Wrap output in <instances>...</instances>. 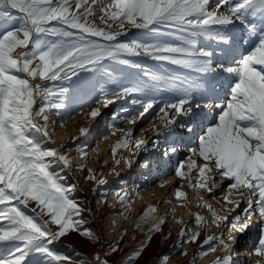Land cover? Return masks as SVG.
<instances>
[{
	"label": "snow or ice",
	"instance_id": "1",
	"mask_svg": "<svg viewBox=\"0 0 264 264\" xmlns=\"http://www.w3.org/2000/svg\"><path fill=\"white\" fill-rule=\"evenodd\" d=\"M132 29L140 35L132 37ZM141 55L192 69L198 77L165 78L142 69L144 78L121 86L103 63L140 69L127 57ZM97 86L102 99L84 114L86 119L95 121L103 109L129 97L141 109L135 115V108L123 109L125 115L113 113L129 125L112 128L113 136L119 133L110 145L116 165L149 168L152 162L141 163V153H158L159 161L177 153L185 137L192 145L175 167V178L186 181L197 206L210 213V219L192 214L197 227L215 226L217 232L205 236L187 264L210 254V264H264V0H0V264H71L69 256L52 250L54 242L70 232L99 240L91 230H81L84 209L71 198L77 185L66 186L64 177L50 170L54 163L72 167L65 145L44 144L53 140L62 110ZM163 91L179 95L172 102L157 100L155 94ZM154 107H159L155 121L142 130L151 135L137 137L136 126ZM90 131L82 126L71 139ZM87 148L79 149L81 157L88 156ZM119 149L128 155L117 158ZM92 151L99 152V146ZM112 171L121 185L126 183ZM85 179L105 189L109 183L90 167ZM172 183L162 180L160 187ZM201 192L216 199L220 209ZM109 194L121 202L129 199L121 190L102 196ZM174 196L187 199L180 188ZM29 208L32 214L25 211ZM156 211L149 205L141 219ZM164 222L157 217L149 231H160ZM253 232L255 242L249 245ZM179 235L187 240L174 247L196 242L201 231L182 227ZM142 248L124 264L139 257ZM94 259L110 264L100 254Z\"/></svg>",
	"mask_w": 264,
	"mask_h": 264
},
{
	"label": "rangeland",
	"instance_id": "2",
	"mask_svg": "<svg viewBox=\"0 0 264 264\" xmlns=\"http://www.w3.org/2000/svg\"><path fill=\"white\" fill-rule=\"evenodd\" d=\"M214 3L215 0H213V4ZM138 35H140L139 30H131L132 37H136ZM128 38L129 37L127 36L124 37V39ZM49 39L53 38L49 37ZM165 39L172 40L173 37H166ZM127 58L130 59L133 63L140 64L141 68L137 69L130 65H123L120 64L118 61L112 60H107L103 62L108 71L112 72L115 78V82L119 83L121 86H129L130 83L133 82L137 77L144 78L142 69H147L149 72H154L158 76L165 78L179 77L183 80H194L198 77V74L194 70L172 65L166 61H155L143 55ZM98 78L99 74H97V79ZM105 79L107 78L105 77ZM99 83L102 84L104 83V81L101 80L99 81ZM99 92L100 87L97 86L95 91L90 95L80 94L78 98L74 101V103H72L66 111L62 110L61 116L56 117L57 123L55 127V133L53 135V140L44 141V144L47 147H58L60 144H64V151L69 154L72 160L74 161L71 168H64L62 164L54 163L52 164L50 170L55 173H59V175L64 177V180L62 182L66 186L71 184L77 185V189L71 193V198L80 203L81 207L84 209L81 214V219L83 221V223L81 224V230H83L84 228L91 230L94 234L99 237V240H89L87 237H82L78 232H70L65 237H62L59 241L54 242L50 247L53 251L59 254L69 256L71 258V264H96V260L94 259V257L97 254H100L102 259H108L110 264H124V262L127 261V258L131 256L133 251L141 249V245H143L141 255L139 257L134 258L131 261V264H187L188 261H191L193 259L197 249L203 242L205 236L217 232L215 226H212L211 228H198L196 224L191 225V222H195V218L192 214L195 212H199L206 219H210V213L207 211L206 208H201L197 206V201L195 199L196 194L193 192L192 189L188 188L186 185L181 187L179 182L180 179H178L176 185L174 186V189L181 188V191H184L187 194V201L183 199L178 200V205L180 204V207L181 204H184V207L189 206L190 212L192 211L191 215L187 217L185 215L180 214L181 212H179L180 215H177L174 212L171 213L169 212L170 210H168L167 208L168 206H165V209L162 208V210L159 212L160 216H163L165 221L164 224L161 225L160 231H149L152 226V223L150 224V222L142 220L141 217L143 216L145 209L152 204L149 203V201H147L146 199L142 198V190L146 191L150 184H153V186H155L157 182L155 181V179H163L169 173L174 171L179 161L185 159L189 155L186 149L192 145L187 142L188 138L185 137V142L181 143L178 146L179 150L177 153L171 154L169 158H162L159 161L158 153H141L139 157L141 163L145 159H148L152 162V165L149 168H141L139 163L136 164L132 169H125L122 164L116 165L111 159L110 145L116 139L119 138V133L113 136L111 134L112 128H127L129 127V125L127 123L120 122L114 117H107L111 116V114L113 115V113H116L117 116L125 115V113L122 111L123 109L132 110L133 108H135V111L131 112V114L135 115L138 114V111L141 109H139L138 106H133L131 104V99L133 97H129L123 101H119L116 104L109 106V108L107 109H103V114L98 117L95 121L83 118L85 117L83 114H85L86 111L89 110L91 107L97 106L96 101L102 99L99 95ZM178 95L179 93L175 91H163L155 94V98L157 100H166L172 102ZM38 106L39 102L37 104V107ZM160 106L163 105L161 104ZM158 113L159 107H154V110H151L150 113L147 114L146 117L142 120V122L138 123L135 128V135L137 137L142 135H151L150 132H143L142 130L149 128L150 124L155 121V118ZM61 124H63V127H60ZM82 126L90 127V133L85 137H78L76 141H73L71 138L73 136H78V129ZM62 131H64L65 134H63ZM39 135L40 134H36L37 137H39ZM100 135H102L104 139L105 137H108V139L106 140L110 142H108L109 147L107 150L104 151L99 148L100 154L92 155L91 152H94L92 151V149H94L95 143L99 140ZM84 145L88 146V156H80L79 158L76 157L75 153H77V155L80 154L79 149L83 148ZM121 155H128V153L124 149H119L117 152V158H119ZM105 160H107L108 162L105 163ZM55 164H58L59 166ZM79 164L85 165V169L79 170L76 167ZM158 165H160L162 169L152 171L153 169L157 168ZM89 167L94 170L98 177L103 174V178L109 182L106 189L104 186H96L94 181H88L85 179L87 175V168ZM112 167L115 168L116 171L120 172V179H124L126 181L125 184L121 185L119 183V179L113 173ZM138 168H140L143 173H135V170H137ZM132 185L134 193H132L130 189L132 188ZM137 185H139V187H137ZM94 187H99V190L93 192L92 189ZM134 187L137 189H135ZM224 188H227V182L224 184ZM106 190L109 192L111 190H126V192L129 193V199L123 203L131 204V202L133 201L131 208L125 209V207H122V202L111 194H109L107 197H103L102 193ZM136 192L138 193V195ZM172 193L173 197L171 198L172 201L170 200L171 203H173L174 199H177L174 196V190ZM201 194L205 196L209 203H211V195L203 192H201ZM220 194L221 193L217 191L216 198L219 199ZM138 200H140L139 203L140 205H142L137 212L135 208L139 205V203H136V201ZM134 206L136 207L134 208ZM31 207H35V205H30V208ZM214 207L220 209V205H218L217 203L214 204ZM30 208L25 209V211H27L29 214H32L30 212ZM117 211L124 213L122 214L121 221H119V218L115 216V213ZM132 214L135 216H133ZM221 214L224 213L221 212ZM179 216L180 218H178ZM184 218L186 221L183 220ZM180 219L184 221L183 224L176 222ZM176 223L178 225H176ZM192 226L194 228H192ZM182 227L191 228L194 231L199 230L201 231V235L200 237H198L196 242H182L179 247H174L177 241L187 240V236L182 238L179 235V231ZM149 236H151L150 240H148ZM250 237L252 238L248 239L247 241L249 245L255 242L254 232L250 233ZM244 242L245 241L242 238L241 243ZM110 245H114L117 248V251L115 253H112L110 251ZM184 251H188L186 256L181 255V253ZM105 252L108 253L106 257L103 255V253ZM164 257H167V260H165ZM212 259H214V256L212 254L203 258L197 256L196 264H210V261Z\"/></svg>",
	"mask_w": 264,
	"mask_h": 264
},
{
	"label": "bare ground",
	"instance_id": "3",
	"mask_svg": "<svg viewBox=\"0 0 264 264\" xmlns=\"http://www.w3.org/2000/svg\"><path fill=\"white\" fill-rule=\"evenodd\" d=\"M88 111V110H87ZM86 111V112H87ZM84 115V114H83ZM81 117V116H80ZM83 118H85V117H83ZM107 118H113V115L111 114V116H109V117H107ZM73 120H75V119H73ZM108 122H109V120H108ZM63 132V134H65V132L64 131H62ZM117 135V134H116ZM108 142L109 141H107L106 139H104L103 137H102V135H100V137H99V140L98 141H96V143H95V146H94V149L95 148H97V146H99V148L102 150V151H104V150H107L108 149V147H109V144H108ZM110 143V142H109ZM104 153V152H103ZM91 154L92 155H99L100 153L99 152H91ZM78 158H79V156H78ZM96 166V165H95ZM113 168V167H112ZM160 169H162V167L160 166V165H158L157 166V168H155V169H153L152 171H156V170H160ZM134 170V169H133ZM174 171H172L171 173H169L167 176H165V178H163V179H161V178H157V179H155V181H157L156 182V184H155V186H153V184H150L149 185V187L147 188V190L146 191H144V190H142V195H143V199H146L147 201H149V203H151L152 205H155V207H156V209H157V211L156 212H153V213H150L145 219H143L144 221H148V222H150V224L151 223H153L156 219H157V217H160V211L162 210V208L163 209H165L164 207L165 206H168L167 208H168V210H170L169 212H173L172 211V209L173 208H175V212L174 213H176L177 215H180V214H182V215H185V216H190L191 215V212H190V208H189V206H186V207H184V208H181L179 205H178V200L177 199H174V201H173V203H165V201H170L171 200V198L173 197L172 196V192H173V190H174V186L176 185V182L178 181V178H175V172L173 173ZM135 173H143V171L140 169V168H138L137 170H135ZM141 177V176H140ZM133 179V178H132ZM141 179V178H140ZM144 180V179H143ZM162 180H172L173 181V183L172 184H168V185H165L164 187H161L160 188V183H161V181ZM155 181H153V182H155ZM153 182H151V183H153ZM179 182H180V186L182 187V186H185L186 185V181H183V180H179ZM226 183V182H225ZM142 186V185H141ZM146 186V185H145ZM144 186V187H145ZM125 187V186H124ZM132 188H130L131 189V192L132 193H134V189H133V185L131 186ZM135 188V187H134ZM158 188H160V189H158ZM135 189H137V188H135ZM181 189V188H180ZM184 189V188H183ZM126 191V190H125ZM130 191V190H129ZM137 193V192H136ZM129 194V193H128ZM207 194V193H206ZM136 195V194H135ZM133 197V196H132ZM140 197V196H139ZM131 198V197H130ZM216 199H218V198H216ZM216 199H210V202L214 205L215 203H216ZM172 201V200H171ZM187 201V200H186ZM195 201V200H194ZM133 202V201H132ZM131 202V205L133 204ZM140 202V200H138V201H136V203H139ZM196 202V201H195ZM123 203V202H122ZM145 203H146V201H145ZM180 203V202H179ZM148 204V203H147ZM136 205V204H135ZM142 205V204H141ZM141 205H140V203H139V205L136 207V206H134V208H135V210L138 212V210H139V208L141 207ZM192 205V204H191ZM195 205V204H194ZM218 205H220V204H218ZM120 207H121V205H120ZM144 207V206H143ZM133 208V207H132ZM126 209V208H125ZM118 210H120V209H118ZM132 211V210H131ZM134 211V210H133ZM135 211V212H136ZM166 211V210H165ZM126 212V211H125ZM129 212V211H128ZM179 212H181L180 214H179ZM133 213V212H132ZM167 213V212H166ZM170 213V214H171ZM99 214V213H98ZM116 215V217L117 218H119V221H121L122 220V214H124V213H121L120 211H117L116 213H115ZM137 214V213H136ZM133 215V214H132ZM163 215V214H162ZM130 216V215H129ZM133 216H135V215H133ZM143 216H144V214H143ZM96 217V216H95ZM94 217V218H95ZM128 217V216H127ZM169 217V216H168ZM111 218V217H110ZM115 218V217H114ZM130 218V217H129ZM134 218V217H133ZM132 218V219H133ZM178 218H180V216L178 217ZM191 218H193V217H191ZM131 219V220H132ZM140 220V219H139ZM181 220V219H180ZM183 220H185V218L183 219ZM188 220V219H187ZM119 221H117V222H119ZM137 221V220H136ZM142 221V220H141ZM140 221V222H141ZM186 221V220H185ZM114 222V221H113ZM124 222V221H123ZM129 222V221H128ZM143 222V221H142ZM110 223V222H109ZM147 223V222H146ZM122 224V223H121ZM124 224V223H123ZM136 224V223H135ZM138 224V223H137ZM191 225H195L196 223L195 222H191L190 223ZM118 225H120V224H118ZM126 225V224H125ZM131 225V224H130ZM129 225V226H130ZM141 225H142V223H141ZM176 225H178L177 223H176ZM187 225H189V224H187ZM137 226V225H136ZM180 226V225H179ZM128 227V226H127ZM143 227V226H142ZM188 227V226H187ZM111 228V227H110ZM136 228V227H135ZM192 228H194L193 226H192ZM143 229V228H142ZM196 229V228H195ZM127 230V229H126ZM179 230V229H178ZM111 231V230H110ZM113 233V232H112ZM111 235V234H110ZM177 236V235H176ZM145 237V236H144ZM143 239V238H142ZM155 239V238H154ZM146 241V240H145ZM190 245V244H189ZM186 247V246H185ZM188 249V248H187ZM195 251V250H194ZM188 252V251H187Z\"/></svg>",
	"mask_w": 264,
	"mask_h": 264
},
{
	"label": "trees",
	"instance_id": "4",
	"mask_svg": "<svg viewBox=\"0 0 264 264\" xmlns=\"http://www.w3.org/2000/svg\"><path fill=\"white\" fill-rule=\"evenodd\" d=\"M55 165H58V164H55ZM59 166V165H58Z\"/></svg>",
	"mask_w": 264,
	"mask_h": 264
}]
</instances>
